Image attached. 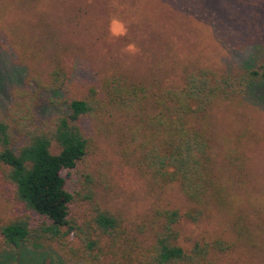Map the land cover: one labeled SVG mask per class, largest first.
I'll return each mask as SVG.
<instances>
[{"label": "rangeland", "instance_id": "1", "mask_svg": "<svg viewBox=\"0 0 264 264\" xmlns=\"http://www.w3.org/2000/svg\"><path fill=\"white\" fill-rule=\"evenodd\" d=\"M263 59L264 0H0V108L9 87L33 75L44 83L56 64L67 79L54 96L81 99L112 75L150 88L179 87L193 68L234 74ZM255 101L218 102L196 125L210 142L227 209L209 203L197 224L180 223L178 243L235 241L237 215L251 230L250 243L211 257V264H264V102ZM107 121L101 130L83 122L91 136L87 155L61 172L70 194L88 180L99 207L121 214L130 229L149 221L153 208L185 211L189 205L176 185L153 186L121 164L112 146L120 123L112 132ZM73 199L70 214L78 217L88 205ZM19 215L0 175V225ZM1 244L0 254L9 253ZM36 252L0 264H82L53 244Z\"/></svg>", "mask_w": 264, "mask_h": 264}, {"label": "trees", "instance_id": "2", "mask_svg": "<svg viewBox=\"0 0 264 264\" xmlns=\"http://www.w3.org/2000/svg\"><path fill=\"white\" fill-rule=\"evenodd\" d=\"M47 78L43 83L33 75L9 87L0 108V175L21 213L0 225L1 245L9 251L0 262L53 244L82 264H211V257L250 243L241 215L231 226L235 241H192L184 248L177 226L197 224L209 203L226 211L210 142L196 125L218 102L249 96L264 102V59L234 74L193 68L179 87L150 88L112 75L81 99L54 96L67 79L59 64ZM104 120L112 132L116 121L121 125L112 143L121 164L153 186L176 185L189 205L185 211L153 208L149 221L130 229L121 214L99 207L86 180L82 195H74L88 209L70 214L74 195L61 172L87 155L91 136L83 122L101 130Z\"/></svg>", "mask_w": 264, "mask_h": 264}]
</instances>
